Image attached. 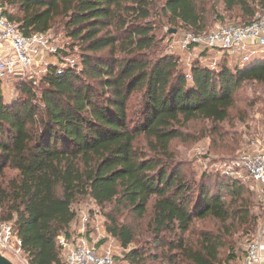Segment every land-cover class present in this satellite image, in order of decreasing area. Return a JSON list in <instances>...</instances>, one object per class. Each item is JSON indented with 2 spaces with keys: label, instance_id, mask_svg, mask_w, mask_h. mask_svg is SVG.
I'll list each match as a JSON object with an SVG mask.
<instances>
[{
  "label": "trees",
  "instance_id": "16d2710c",
  "mask_svg": "<svg viewBox=\"0 0 264 264\" xmlns=\"http://www.w3.org/2000/svg\"><path fill=\"white\" fill-rule=\"evenodd\" d=\"M222 1L252 18L237 25L256 20L249 0ZM0 8L26 35L60 26L70 43L52 55L77 49L80 59L61 71L50 64L40 95L33 81L20 79V95L9 100L0 83V223H12L27 264H66L59 239H72L73 205L81 197L101 210L112 206L105 229L125 250L140 242L137 220L151 211L154 245L173 235L166 264H240L246 250L235 253L233 236L255 238L263 203L219 171L185 180L171 145L185 137L188 122L203 120L212 142L236 154L242 137L224 125L247 120L240 103L248 100L237 91L244 84L264 88V60L211 66L204 62L213 49L205 48V59L187 72L161 51L155 11L203 33L209 21L197 0H0ZM207 217L223 229L191 239L194 220ZM126 252L131 262H145L146 250Z\"/></svg>",
  "mask_w": 264,
  "mask_h": 264
},
{
  "label": "rangeland",
  "instance_id": "374dc122",
  "mask_svg": "<svg viewBox=\"0 0 264 264\" xmlns=\"http://www.w3.org/2000/svg\"><path fill=\"white\" fill-rule=\"evenodd\" d=\"M249 9L256 11V16L264 11L263 5L259 3V0H249ZM201 8L207 12V27L204 33L211 32L218 25H237L246 23L252 18L250 15L241 10L239 7H234L231 10L225 9V4L222 0H197ZM255 16V17H256ZM151 21L156 24V32L158 38L162 39L161 51L165 53L172 54L175 57L179 58L180 67L185 68L187 72L191 67V64L198 60L205 59L206 53H203L202 46L191 45L189 49L175 48L174 50H169V45L175 40H179L182 35L195 32L196 31L183 26L182 24L173 25L168 21L166 16L161 15L159 10H156L154 16L151 18ZM175 29L176 32H170V30ZM49 36L53 40L54 44L60 49L64 46H68L70 39L66 37L65 32L60 26L54 27L51 31L48 32ZM222 50L223 49H216ZM76 55H71L79 61L77 54V49L74 50ZM65 57V56H63ZM203 57V58H202ZM62 56L56 57L52 54L48 55L45 63L38 64L35 68L37 71H41L40 74H26L24 76H19L15 78L14 81L9 86H5L4 93L7 96V99L12 100L18 97L20 94L16 90V82L21 81L20 79L30 80L35 83V89L37 94L40 95L43 84L41 83V78L44 75V70L50 65L55 64L59 67L58 61ZM210 60V61H208ZM216 58H212V55L206 59L204 63H211V66L214 65ZM227 63H231V66H234V61L227 60ZM219 67V65H218ZM34 78V79H32ZM238 96L243 99H247L248 102L240 103L241 114L242 116H247L245 122H238L233 128L229 127L227 124L224 127L230 131V133L238 132L242 137V144L240 150L236 154L223 152L222 149H219L217 145L212 142V138L209 135V129L211 127L210 123L203 120H194L188 122L184 129L185 137L183 139L178 138L172 142L171 150L173 155H175L176 163L181 164V172L185 180L188 179H200L202 173L210 172L218 169V163L223 160L235 157L243 151H248L253 148V142L258 139H261L264 135V88L260 85H247L244 84L241 89L237 91ZM136 97L132 98V101H136ZM144 144L145 141L143 140ZM201 150L203 153H198ZM250 186V184H247ZM112 206H107L104 210H101L93 200L89 197H81L73 205V209L77 213V218L74 222L75 230H73V237H86L91 244H97L98 247L110 248L119 259H122L125 264H166L165 253L168 250V241L173 238V235L169 233L163 234L162 237L165 240V246H155L153 239L155 238V233L153 231L152 223V213L148 212L146 217L142 220H137V235L140 242H135L127 250L123 249L120 243L109 235L105 229L106 217L105 213L111 209ZM259 212V209H256ZM86 213L91 216L90 222L83 228V222L81 216ZM131 220V219H130ZM1 222V220H0ZM83 228V230H82ZM222 225L212 217H207L204 219H195L193 222L192 236L191 239L196 238L197 235L204 231H215L222 230ZM252 238V236L247 234L238 233L233 236V241L235 242V253L240 257L244 255L247 243ZM132 247L140 248L141 250H146L145 262H131L126 257V251H129ZM2 253L11 259L15 264H27L23 254H14L8 250H2ZM176 253V252H173ZM228 250L227 248L223 251V259L227 257ZM158 255L157 258L153 259V255ZM226 264H235L226 263Z\"/></svg>",
  "mask_w": 264,
  "mask_h": 264
},
{
  "label": "built area",
  "instance_id": "2783aa9c",
  "mask_svg": "<svg viewBox=\"0 0 264 264\" xmlns=\"http://www.w3.org/2000/svg\"><path fill=\"white\" fill-rule=\"evenodd\" d=\"M252 42L264 47V11L248 25H218L208 33H186L179 40L170 43L169 50L189 49L195 44L213 50L224 49L235 54L246 50ZM0 43H7L12 49L8 56L0 58V83L10 76L40 74L41 71H37L35 67L45 63L48 55L56 54L59 50L48 33L26 35L16 23L3 14L2 8H0ZM249 60L250 54H245L240 63ZM58 63L59 71L80 65L77 58L71 55L62 56ZM47 69L48 67L43 71L44 74ZM187 77L191 76L187 75ZM198 153L203 152L199 150ZM218 164V169L214 171L250 184L251 189H254L255 185L264 187V135L253 142L251 150L243 151ZM81 219L85 228L91 216L84 213ZM260 236V233H256L255 238L247 243L246 256L240 264L261 263L263 254ZM59 241L64 249L66 264H125L122 259L113 254L110 248L102 249L97 244H91L86 237L69 239L62 235ZM2 250H8L17 255L22 254L21 240L16 236L11 222L0 223V251Z\"/></svg>",
  "mask_w": 264,
  "mask_h": 264
},
{
  "label": "crops",
  "instance_id": "0c3cea01",
  "mask_svg": "<svg viewBox=\"0 0 264 264\" xmlns=\"http://www.w3.org/2000/svg\"><path fill=\"white\" fill-rule=\"evenodd\" d=\"M11 50L12 49L7 43H0V58L8 56V54L11 53ZM245 54H250V60H253V61L264 60V47L258 45L255 42H252L248 45L246 50H244L243 52L235 53V54L231 53L230 51L224 50V49H223V52L222 50L221 51L212 50L211 52L212 58L214 59L216 58V60L222 59L225 61V63L228 66H231L230 65L231 63H227V60H231V62L233 60L234 65H235L236 63L241 62L243 55ZM14 79L15 78L12 76L5 79L1 84L3 89L5 88V86H9L8 84L12 83ZM253 190L256 192V194L258 195V198L263 203V209H264V187L261 185H255ZM72 226H73L72 230H75L74 223L72 224ZM257 233H260L261 235L260 243H261V249H262V254H263V259L260 264H264V218L259 223V228L257 230Z\"/></svg>",
  "mask_w": 264,
  "mask_h": 264
},
{
  "label": "water",
  "instance_id": "95a60500",
  "mask_svg": "<svg viewBox=\"0 0 264 264\" xmlns=\"http://www.w3.org/2000/svg\"><path fill=\"white\" fill-rule=\"evenodd\" d=\"M170 32H176V30L172 29L170 30ZM0 264H15V263L0 251Z\"/></svg>",
  "mask_w": 264,
  "mask_h": 264
}]
</instances>
